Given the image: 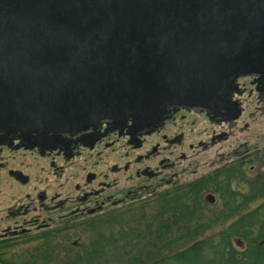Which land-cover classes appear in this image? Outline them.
Wrapping results in <instances>:
<instances>
[{"label":"flooded vegetation","instance_id":"flooded-vegetation-1","mask_svg":"<svg viewBox=\"0 0 264 264\" xmlns=\"http://www.w3.org/2000/svg\"><path fill=\"white\" fill-rule=\"evenodd\" d=\"M253 92L264 0H0V264H60L115 213L203 177L182 178L187 140L249 131ZM229 154L210 173L252 172V145ZM246 186L203 200L223 211Z\"/></svg>","mask_w":264,"mask_h":264},{"label":"trees","instance_id":"trees-1","mask_svg":"<svg viewBox=\"0 0 264 264\" xmlns=\"http://www.w3.org/2000/svg\"><path fill=\"white\" fill-rule=\"evenodd\" d=\"M261 154L252 151V159ZM234 178L244 181L247 192L207 216L211 205L204 194L221 193ZM111 226L110 233L104 228L79 247H67L60 264H264V170L252 181L242 165L216 170L156 201L129 205L113 215ZM214 227L222 229L207 234ZM234 239L242 240L244 248Z\"/></svg>","mask_w":264,"mask_h":264},{"label":"rangeland","instance_id":"rangeland-1","mask_svg":"<svg viewBox=\"0 0 264 264\" xmlns=\"http://www.w3.org/2000/svg\"><path fill=\"white\" fill-rule=\"evenodd\" d=\"M244 107L247 109V115L248 113L252 112V126L249 131L246 132H240L239 134L237 132L234 133V135L229 139L225 140L223 142H216L215 144L212 143V139L210 137V133L205 132L206 124L203 125L201 131L205 132L208 135H205L202 133L201 136L197 137H191V139L187 140L186 147L183 149L185 152V155L188 156L189 162L188 163H182L183 166L182 168L186 167L190 162L191 165L189 166L190 169L188 172H186L183 175V180H191L195 179L199 176H205L212 172V170L219 166V157L222 153L225 154V156H229L230 152L233 151L234 148H236L239 144H245L248 143L249 145H252V151L255 149L263 150L264 151V102L259 101V98L257 97V94L253 92L252 95V102L250 104H244ZM243 118L241 121L240 125L243 127V123L245 121L250 122L249 118L247 117ZM210 130V129H209ZM220 130V129H219ZM198 141H202L204 143H208L209 149L208 151H204L203 149H194L191 150L189 149V145L193 144L195 147L199 146ZM264 152H262L261 155L255 156L252 159V172L247 168V174L246 178L247 179H255L256 177L259 176L263 172V155ZM249 167V166H248ZM197 169V174H194L193 171L194 169ZM242 188V184H240V189ZM245 192H247L246 187L243 188ZM218 204H215L214 206H209L207 209V216L211 217L212 216V211H218ZM258 204V203H257ZM257 204H254L256 206ZM154 208L153 204L151 206ZM252 207V206H251ZM250 207V208H251ZM153 211V209L149 210V212ZM230 222L226 223L222 227H226ZM222 228L221 227H214L211 231L207 232V234H215L217 231H220ZM63 237V236H62ZM60 239H63V238ZM61 242V241H60ZM58 242V243H60ZM235 245L239 248L242 249L244 248L245 244L242 241V245L238 246V240L234 239Z\"/></svg>","mask_w":264,"mask_h":264},{"label":"water","instance_id":"water-1","mask_svg":"<svg viewBox=\"0 0 264 264\" xmlns=\"http://www.w3.org/2000/svg\"><path fill=\"white\" fill-rule=\"evenodd\" d=\"M261 61V60H260ZM208 198L210 199V201L212 202V203H214L215 202V197L214 196H212V195H209L208 196ZM238 246H241L242 245V242L241 241H239L238 243Z\"/></svg>","mask_w":264,"mask_h":264}]
</instances>
